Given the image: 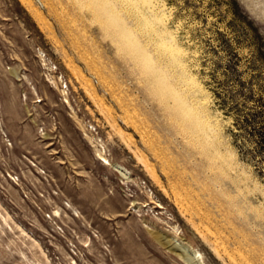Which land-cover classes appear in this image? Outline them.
Returning a JSON list of instances; mask_svg holds the SVG:
<instances>
[{"label":"rangeland","instance_id":"obj_1","mask_svg":"<svg viewBox=\"0 0 264 264\" xmlns=\"http://www.w3.org/2000/svg\"><path fill=\"white\" fill-rule=\"evenodd\" d=\"M162 1L201 106L124 0H0V264H264V0Z\"/></svg>","mask_w":264,"mask_h":264},{"label":"bare ground","instance_id":"obj_2","mask_svg":"<svg viewBox=\"0 0 264 264\" xmlns=\"http://www.w3.org/2000/svg\"><path fill=\"white\" fill-rule=\"evenodd\" d=\"M124 1L126 2L127 5H129L134 10L135 13L139 14V16L141 17L140 21H142L147 26V28H149L152 35L155 37V45H156L155 49H157L158 51L163 53L165 56H167L169 62H171L173 69L177 70L180 73L181 75L180 82H182V85L184 86V88L187 91H189V93H191V95L193 96L195 100V103H197L198 106L205 104L204 100L206 98L200 96L201 93L204 94L203 90L205 89H203L201 86L202 84L198 82L199 78L196 79L193 76L194 74L192 75L191 74L192 72L190 73L187 70L186 62L184 59L181 58V55L184 52L179 46L176 40L175 34L170 29V26H169L170 15L168 14L166 5L163 3V1L162 0H124ZM124 31H126V29ZM126 34L128 35V38H131V36L133 35L130 32H126ZM187 42H190V41H187ZM132 47H133L132 48L133 50L135 49L139 50V48H135V43L134 44L132 43ZM205 93H206V90H205ZM190 108H192L191 105L187 106V108H185L183 111H186V109H190ZM203 115L204 114H201V116L196 118V120H200L201 118L205 117ZM215 123L212 120V123L209 124L208 126V130L211 132L218 133L217 121ZM190 126L191 127L194 126L193 123H190ZM206 130H202V131L205 133ZM95 141H98V140L96 139ZM94 148H95L94 150H95V153L97 154V157H99V159L102 160L103 163H105L108 166H111L116 172L119 173V175L121 176L123 180L129 179L128 173L124 168H122L119 164L111 163L107 159V157L104 156V152L102 153L101 149L97 148V146H95ZM217 154L222 156V154L219 151H217ZM139 159L141 160V158ZM56 213H57V210H56ZM178 240L179 239L176 237L169 238V244L170 242L172 243L170 244L171 245L170 249L176 252V255L184 263L204 264L201 254L196 249H194L188 243L182 242L183 240L182 241L181 239L180 241ZM164 241L167 242L168 240H164ZM166 245H168V243Z\"/></svg>","mask_w":264,"mask_h":264}]
</instances>
